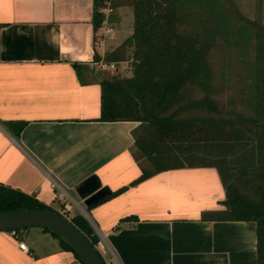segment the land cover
I'll return each instance as SVG.
<instances>
[{
    "label": "crops",
    "instance_id": "obj_1",
    "mask_svg": "<svg viewBox=\"0 0 264 264\" xmlns=\"http://www.w3.org/2000/svg\"><path fill=\"white\" fill-rule=\"evenodd\" d=\"M110 6L112 31L99 41L93 0H0V184L66 215L81 212L57 199L51 179L76 202L75 186L90 175L110 192L124 186L81 214L104 261L256 264L252 221L200 218L224 208L214 167L166 169L129 185L140 174L131 155L138 122L98 119V81L112 72L91 66L94 55L113 51L105 60L123 63L127 51L117 47L131 33V9ZM0 264L81 263L49 232L28 227L0 230Z\"/></svg>",
    "mask_w": 264,
    "mask_h": 264
},
{
    "label": "trees",
    "instance_id": "obj_2",
    "mask_svg": "<svg viewBox=\"0 0 264 264\" xmlns=\"http://www.w3.org/2000/svg\"><path fill=\"white\" fill-rule=\"evenodd\" d=\"M106 2L127 5L132 13L131 33L117 47L129 52V72L109 73L98 81V119L138 122L131 130V155L140 174L129 185L166 169L214 167L224 208L202 211L200 218L252 221L255 262L264 264V25L242 15L231 0H93V31ZM260 4L264 18V0ZM216 47L234 53L243 74L237 103L230 99L229 107L219 106L209 92L207 58ZM113 57L114 51L105 55L107 60ZM17 206L58 213L95 248L97 237L81 214H62L0 184V211ZM49 233L79 261L66 243Z\"/></svg>",
    "mask_w": 264,
    "mask_h": 264
},
{
    "label": "water",
    "instance_id": "obj_3",
    "mask_svg": "<svg viewBox=\"0 0 264 264\" xmlns=\"http://www.w3.org/2000/svg\"><path fill=\"white\" fill-rule=\"evenodd\" d=\"M75 194L82 199L85 207H90L110 191L100 186L95 176L90 175L77 184ZM28 227L46 229L56 234L76 254L81 264H105L95 248L65 217L46 209L20 208L0 211V230H16Z\"/></svg>",
    "mask_w": 264,
    "mask_h": 264
},
{
    "label": "rangeland",
    "instance_id": "obj_4",
    "mask_svg": "<svg viewBox=\"0 0 264 264\" xmlns=\"http://www.w3.org/2000/svg\"><path fill=\"white\" fill-rule=\"evenodd\" d=\"M231 1L242 15L252 20H256L264 25V18L261 11L260 0ZM233 56L234 53H228L224 48L216 47L209 52L207 58L208 67L211 74L209 92L210 95L214 97L216 101H218V105L221 107H229L232 103L230 102V99H235L236 102L234 103L236 104L238 100L237 98H239V95L242 91L241 81L243 79V74L236 63H234V60L232 58ZM120 58L123 63H119L118 70L112 72L113 75H125L129 72L130 57L128 50L124 52ZM124 65L126 67L125 69H123ZM108 75L109 74L107 72H103V77ZM233 106V108L236 107V105ZM56 211L60 213L62 212L58 209ZM17 230L21 231L22 229ZM53 238L55 239V237ZM95 248L97 249V247ZM100 255L102 256L101 253ZM102 257L104 258V256Z\"/></svg>",
    "mask_w": 264,
    "mask_h": 264
},
{
    "label": "built area",
    "instance_id": "obj_5",
    "mask_svg": "<svg viewBox=\"0 0 264 264\" xmlns=\"http://www.w3.org/2000/svg\"><path fill=\"white\" fill-rule=\"evenodd\" d=\"M99 11L103 15V18H102V20L99 24V27H98V40L101 41L104 37L109 35L112 31V27L110 25H108V23L106 22L107 16L112 11V8H111L109 2H106L105 5L99 9ZM118 65H119L118 62L107 61L103 57H98V58L93 59L91 61V66L93 68H97L99 70H104V71H109V72L117 71ZM125 68L126 67L124 65L123 69H125ZM50 187L55 191V195H56L57 199L60 201H63L64 205L67 208H68V205L70 203H74L76 206L79 207L80 212H81L80 214H82V215L85 214V211H84L85 206L82 202V199H80L78 202H76V200L74 199V197L72 196L70 191L55 179L50 180ZM12 232H14V231L12 230ZM17 245H18V248L20 250H23V251L27 250V248L23 242H18ZM105 262H106V264H118L113 254L111 255L110 261H105Z\"/></svg>",
    "mask_w": 264,
    "mask_h": 264
}]
</instances>
